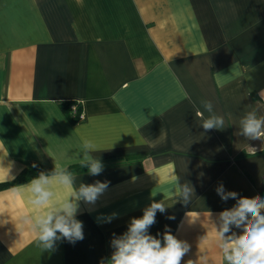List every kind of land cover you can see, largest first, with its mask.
<instances>
[{"label": "crops", "instance_id": "1", "mask_svg": "<svg viewBox=\"0 0 264 264\" xmlns=\"http://www.w3.org/2000/svg\"><path fill=\"white\" fill-rule=\"evenodd\" d=\"M262 90L264 0H0V184L30 164L82 163L84 139L104 169L71 171L76 185L108 184L78 202L84 239L53 251L17 222L35 209L12 189L32 178L1 187L0 264H107L113 234L164 196L150 234L186 241L181 264H225L212 223L236 201L216 188L264 198V141L237 134L246 112L264 115ZM202 100L224 129L202 128ZM174 176L193 187L189 203L169 194Z\"/></svg>", "mask_w": 264, "mask_h": 264}, {"label": "clouds", "instance_id": "2", "mask_svg": "<svg viewBox=\"0 0 264 264\" xmlns=\"http://www.w3.org/2000/svg\"><path fill=\"white\" fill-rule=\"evenodd\" d=\"M260 95L264 97V90ZM201 105L209 115L204 118L197 110L200 125L205 131L222 130L224 118L214 111L210 100H202ZM238 135L248 140L264 141V115L255 110L248 111L239 120ZM84 160L82 168L96 176L102 173L104 165L92 153L100 151L90 139H84ZM9 176V173H8ZM77 175L67 168L55 165L50 173L41 171L26 184L15 185L12 191L27 193L28 202L34 212L20 210L17 222L27 231L34 233L35 243L43 251H53L58 241L66 240L70 244L84 239L83 222L78 220L79 201L94 203L108 187L107 182L96 181L94 184L80 183L76 185ZM4 182H7L5 180ZM65 192L62 197L58 193ZM222 201H236L235 205L218 213L217 223H212L215 230V244L222 254L225 264H264V198L243 197L235 191H226L223 184L216 188ZM169 194L184 204L191 201L193 187L188 183H180L173 177ZM153 200L143 209L141 217L131 218L127 231L117 236L113 234L111 247L113 252L107 264H181L182 258L189 251L190 245L174 236L165 226L162 234L153 236L149 229L156 223V214L165 213L167 205ZM8 216V212H0V217ZM113 213L108 221L115 218ZM173 219L174 217H168ZM240 229V233L233 231ZM189 262L192 261H188Z\"/></svg>", "mask_w": 264, "mask_h": 264}, {"label": "trees", "instance_id": "3", "mask_svg": "<svg viewBox=\"0 0 264 264\" xmlns=\"http://www.w3.org/2000/svg\"><path fill=\"white\" fill-rule=\"evenodd\" d=\"M70 102L66 103L63 105V108L65 110V112L67 113V115L69 116V118L73 121V122H77L76 116H72L69 113V109H68V104ZM78 110L80 111V108L78 107ZM81 163L78 164H73L70 165L68 167H66L69 171H84L87 168H82ZM41 171L45 172V173H50L52 170L49 168H46L42 165L39 164H30L28 166H26V168L12 181L10 182H6V183H1L0 184V188L4 187V186H8V185H13V184H17V183H21L24 181H27L30 178H33L35 176H37Z\"/></svg>", "mask_w": 264, "mask_h": 264}, {"label": "built area", "instance_id": "4", "mask_svg": "<svg viewBox=\"0 0 264 264\" xmlns=\"http://www.w3.org/2000/svg\"><path fill=\"white\" fill-rule=\"evenodd\" d=\"M69 113L74 117L76 116L77 121H81L84 119V114L82 111L78 110L77 102H70L68 104Z\"/></svg>", "mask_w": 264, "mask_h": 264}]
</instances>
